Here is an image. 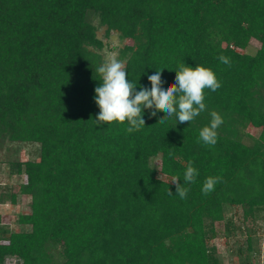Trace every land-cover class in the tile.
<instances>
[{
    "label": "trees",
    "instance_id": "1",
    "mask_svg": "<svg viewBox=\"0 0 264 264\" xmlns=\"http://www.w3.org/2000/svg\"><path fill=\"white\" fill-rule=\"evenodd\" d=\"M100 28L131 40L118 59L137 90L157 70L172 84L181 64L211 68L221 87L204 90L192 122L145 109L138 132L96 125ZM213 110L223 123L208 146L199 131ZM24 142L39 144L37 159H20ZM0 162L24 178L0 204L31 198L17 229L0 213V264H223L210 241L242 226L239 264H258L247 223L264 212V0H0ZM189 162L199 175L185 184ZM209 176L221 180L204 195Z\"/></svg>",
    "mask_w": 264,
    "mask_h": 264
},
{
    "label": "clouds",
    "instance_id": "2",
    "mask_svg": "<svg viewBox=\"0 0 264 264\" xmlns=\"http://www.w3.org/2000/svg\"><path fill=\"white\" fill-rule=\"evenodd\" d=\"M217 59L231 66L229 57L220 54ZM171 70V69H170ZM102 82L95 88V102L100 111L95 117V124L103 126L112 122L124 123L127 121V133L140 131L146 126L144 119L145 109L151 110V116L158 112L165 115L158 123H164L166 117L175 115L178 123L192 122L201 112L206 110L205 89L215 92L221 87L215 72L203 65L192 67L181 64L176 69L175 82L165 86L162 71L157 70L148 76L151 87H141L127 78L126 67L115 56L105 61L95 70ZM210 124L199 131V141L204 145L215 146L218 139L217 129L223 123V117L215 110L210 112ZM199 175L198 170L189 162L184 172V183H193ZM221 177L209 176L203 183L202 193L208 195L214 189ZM172 183L176 186V194L181 199H186L189 189L180 183L179 177H174ZM169 195L172 191L169 189Z\"/></svg>",
    "mask_w": 264,
    "mask_h": 264
},
{
    "label": "rangeland",
    "instance_id": "3",
    "mask_svg": "<svg viewBox=\"0 0 264 264\" xmlns=\"http://www.w3.org/2000/svg\"><path fill=\"white\" fill-rule=\"evenodd\" d=\"M99 36L102 37L107 43L103 50L105 59L111 56L118 58V49L123 47L125 44L131 43L130 39L122 40L115 33L110 38H106L104 35V28H100ZM248 131L254 136H258L260 133V130L258 129H250ZM39 152V144L24 142L20 145L19 156L22 160L37 159L39 157ZM153 163L158 165L159 158L154 159ZM10 170L11 168L8 163L0 162V191H3L4 188L2 187L6 186L7 184L13 189L18 183L24 180L22 175L12 176L10 174ZM30 201V196L21 195L17 204H13L11 202L0 204L2 221L6 224L14 226V228L17 229V226H15V221L20 214L30 212ZM236 210L235 222L236 224L242 226V209L237 208ZM231 213L234 214V211L232 210ZM247 224L253 228L252 232L257 236L258 251L254 257V260L258 264H264V212L258 216L255 221L249 222ZM223 226L224 225H222V227ZM247 232L248 229L242 226L240 230H236L235 234L229 235V237L220 236L210 241L211 245L214 244L216 246L217 252L223 264H239L241 261L245 260L242 256L238 255V250L240 246L246 245Z\"/></svg>",
    "mask_w": 264,
    "mask_h": 264
},
{
    "label": "built area",
    "instance_id": "4",
    "mask_svg": "<svg viewBox=\"0 0 264 264\" xmlns=\"http://www.w3.org/2000/svg\"><path fill=\"white\" fill-rule=\"evenodd\" d=\"M5 264H23V259L18 256L10 257L5 261Z\"/></svg>",
    "mask_w": 264,
    "mask_h": 264
}]
</instances>
